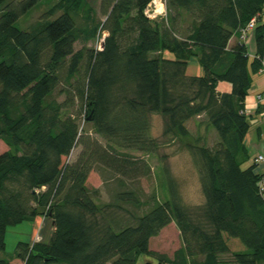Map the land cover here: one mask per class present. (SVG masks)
<instances>
[{
  "label": "trees",
  "instance_id": "1",
  "mask_svg": "<svg viewBox=\"0 0 264 264\" xmlns=\"http://www.w3.org/2000/svg\"><path fill=\"white\" fill-rule=\"evenodd\" d=\"M38 1L0 0V140L7 146L0 153V264L14 258L22 264H140L143 255L157 264H223L229 237L244 246L230 252L237 264H264L263 174L255 162L242 167L251 125L245 100L251 73L264 59V0H165L166 16L154 20L143 14L151 0H100L104 20L85 0H57L25 30L18 28L17 18ZM251 18L249 62L239 36ZM103 32L101 49L85 48ZM79 40L83 46L75 51ZM166 51L172 56H163ZM193 60L202 67L199 76L187 72ZM221 81L230 89L218 91ZM60 93L65 97L58 101ZM256 105V112L264 109ZM151 113L161 115L163 136L186 141L199 163L204 202L197 210L178 202L171 181L170 197L159 202L153 193L141 213L146 203L135 190L119 188L102 208L99 188L86 184L96 164L117 176L150 173L147 163L117 147L157 150ZM201 114L217 132L212 147L185 140L186 122ZM82 115L106 147L83 141ZM78 141L86 151L69 163ZM109 207L124 216L109 215ZM37 217L50 220V237L18 240L6 256L7 227ZM171 222L180 246L172 257L153 253L150 238Z\"/></svg>",
  "mask_w": 264,
  "mask_h": 264
},
{
  "label": "rangeland",
  "instance_id": "2",
  "mask_svg": "<svg viewBox=\"0 0 264 264\" xmlns=\"http://www.w3.org/2000/svg\"><path fill=\"white\" fill-rule=\"evenodd\" d=\"M57 0H39L31 7L28 11L25 12L22 16L18 17L15 21V25L24 29L28 25L38 18L42 13H44L51 5H53ZM86 6H91L96 16L99 20H104V16L100 14V0H85ZM264 18V12H263ZM106 34V32H105ZM253 34V31L247 34L245 39L247 44V50L250 54L249 62L252 60L251 52L254 51L255 42L253 41L254 48L250 49L251 41L250 37ZM96 41V40H95ZM93 40L86 43L84 46L87 49H96L97 43ZM83 43L79 40L75 42L73 49L75 51L80 50ZM98 49V48H97ZM251 73V72H250ZM252 77V87L246 98V106L250 103L251 105V115L248 116L250 129L245 135V144L247 143L249 160L242 165L246 167L254 161V156H256L257 151L256 146L264 144V118L259 116L260 112H256V96L257 93L264 90V72L261 70L251 73ZM225 85H228L224 82ZM65 95L60 93L57 95L58 101L63 100ZM77 106L74 107V110H79L80 103L77 102ZM264 104V103H262ZM263 110V109H262ZM70 111V110H69ZM249 114V113H248ZM150 121V135L155 141L159 144V148L153 153H145L139 150L134 149H122L118 150L128 152L138 163H147L150 166V173L148 175H138V176H122L115 175L110 170H106L104 166L94 165L95 167L88 173L86 184L90 188H99L100 193L97 197V204L102 208L107 205L109 201L113 200V195L115 191L120 189H133L139 196V198L146 203L141 210H138V213H141L142 210H146L150 207L151 204V195L154 193L159 202H162L165 198L170 197L168 191L170 190V185L168 184L171 181L173 184V189L177 194L178 202L181 205L189 207L191 210L198 209V207L203 206L204 198L203 193H201V183H199V172L198 166L199 163H196L193 159V155L184 146L183 139L179 140L178 138L173 137L168 140L162 134L163 129V120L160 114L151 113L149 114ZM79 124L81 134H83V141H86L87 137L91 140H96L103 147H106V139L95 132L92 127V124L88 122L82 116L79 117ZM186 127L190 131V136L185 139L189 142L196 143L199 145H206L212 147L219 139L215 128L211 127L208 124V120L205 115L201 114L196 117L190 118L186 122ZM257 130V132H256ZM252 142V143H251ZM87 145H83L78 141L70 154L67 156L66 161L71 163L73 162L80 153L86 151ZM7 150L6 144L0 140V153ZM262 152H264L262 148ZM167 171V172H165ZM168 177L170 180H168ZM121 178L125 185H117L120 183L118 179ZM129 207V206H128ZM109 215H114L117 219H120L124 216V211L119 209L116 210L113 207L106 208ZM109 209V211H108ZM129 209H133L129 207ZM34 222L33 220H23V222L8 226L5 232V255L13 256L15 250V243L18 240L31 242L44 240L46 241L52 231L51 222L46 217H38L36 228L33 230ZM33 237V238H32ZM181 237L179 230L176 227L175 223L171 222L168 225L164 226L163 229L155 236L150 238L149 249L154 253L157 252L161 255H166L172 257L174 251L180 246ZM227 245L231 247L230 251L242 250L244 246L235 238L229 237L227 240ZM1 255V253H0ZM222 259L225 260L228 264H237L233 260V256L230 253L224 254ZM139 263L143 264L144 262L150 261L155 264L158 263L155 257L149 255H143L139 258ZM14 264H20L18 260Z\"/></svg>",
  "mask_w": 264,
  "mask_h": 264
},
{
  "label": "built area",
  "instance_id": "3",
  "mask_svg": "<svg viewBox=\"0 0 264 264\" xmlns=\"http://www.w3.org/2000/svg\"><path fill=\"white\" fill-rule=\"evenodd\" d=\"M143 14L150 20L154 19H160L166 16V2L165 0H151L143 9ZM255 18H251L250 22L243 28L240 29V36L239 39L245 40L247 38V34L252 31L254 24H255ZM105 32L102 33L101 38H97V48L101 49L102 43H103V36ZM261 72H264V62L261 68ZM262 104L264 103V90L262 92L257 93L256 96V104ZM246 112V111H245ZM259 116L264 118V109L259 113ZM257 161H264V154H258L255 158ZM259 191L261 193H264V175L261 177L259 182Z\"/></svg>",
  "mask_w": 264,
  "mask_h": 264
},
{
  "label": "crops",
  "instance_id": "4",
  "mask_svg": "<svg viewBox=\"0 0 264 264\" xmlns=\"http://www.w3.org/2000/svg\"><path fill=\"white\" fill-rule=\"evenodd\" d=\"M237 40V37L236 36H232L231 38H230V40L228 41L229 42V44H228V46L230 47V45H232V44H234L235 43V41ZM250 41H251V46H250V49L251 48H254L253 47V45H254V43H253V34H251V37H250ZM248 51V50H247ZM251 54H252V56L254 55V51H252L251 52ZM162 55L163 56H169V57H171L172 55H170V53L169 52H163L162 53ZM249 56H250V54H249ZM263 62H264V59H263ZM189 66H188V68H187V72H189L190 74H193V75H198L199 76V74H201L202 73V67L200 66V65H198L197 64V62H195L194 60L190 63V64H188ZM218 86H217V89H218V91H226V90H229L230 89V86L229 85H225V83L223 82V81H221V82H219L218 84H217ZM245 109H246V113H249L250 115L252 114L250 111H251V105H250V103L248 104V106H246V100H245ZM257 108V107H256ZM256 132H257V130H256ZM246 142V141H245ZM252 143V142H251ZM246 147H247V143H246ZM261 146L260 145H258V146H256V144H255V148H257L256 149V151H257V154H256V156L258 155V154H264V152H262V148H263V150H264V144L262 145V148H260ZM256 156H254V161L253 162H255L256 163V170H258L260 173H262L263 175H264V161H255L256 159ZM264 196V195H263ZM37 221H38V217L37 218H35L34 220H33V222H34V225H33V230L36 228V225H37ZM53 229V228H52ZM33 238V237H32ZM31 240H33V239H29L28 241L29 242H31ZM23 241V240H22ZM231 249V248H230ZM234 251H236V250H234ZM230 253V252H229ZM228 254V253H227ZM231 254V253H230ZM226 255V254H225ZM1 256V255H0ZM222 256L223 255H220V257H221V259H222ZM16 260H18V262L20 263V264H22V261H20L18 258H14V259H12L11 260V264H14L15 263V261ZM222 262H223V264H228L225 260H222Z\"/></svg>",
  "mask_w": 264,
  "mask_h": 264
},
{
  "label": "water",
  "instance_id": "5",
  "mask_svg": "<svg viewBox=\"0 0 264 264\" xmlns=\"http://www.w3.org/2000/svg\"><path fill=\"white\" fill-rule=\"evenodd\" d=\"M90 118V117H89ZM143 264H155L153 262H150V261H147V262H144ZM161 264V263H160Z\"/></svg>",
  "mask_w": 264,
  "mask_h": 264
}]
</instances>
